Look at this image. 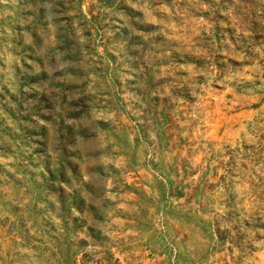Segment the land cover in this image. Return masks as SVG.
Here are the masks:
<instances>
[{"label": "rangeland", "instance_id": "374dc122", "mask_svg": "<svg viewBox=\"0 0 264 264\" xmlns=\"http://www.w3.org/2000/svg\"><path fill=\"white\" fill-rule=\"evenodd\" d=\"M0 264H264V0H0Z\"/></svg>", "mask_w": 264, "mask_h": 264}]
</instances>
